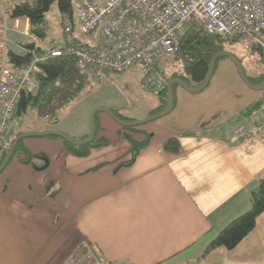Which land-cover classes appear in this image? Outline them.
I'll use <instances>...</instances> for the list:
<instances>
[{
	"label": "crops",
	"instance_id": "1",
	"mask_svg": "<svg viewBox=\"0 0 264 264\" xmlns=\"http://www.w3.org/2000/svg\"><path fill=\"white\" fill-rule=\"evenodd\" d=\"M254 64L243 63L252 84L264 75ZM173 97L167 116L125 134L143 145L137 152L120 135L84 158L59 143L43 169L17 153L0 174V264H71L78 246L96 264H264V212L234 249L206 252L264 179V142L230 141L238 125L263 119L264 91L222 59L204 91L176 87ZM169 138L177 153L164 150Z\"/></svg>",
	"mask_w": 264,
	"mask_h": 264
},
{
	"label": "built area",
	"instance_id": "2",
	"mask_svg": "<svg viewBox=\"0 0 264 264\" xmlns=\"http://www.w3.org/2000/svg\"><path fill=\"white\" fill-rule=\"evenodd\" d=\"M73 25H65L66 53L74 57L77 69L93 81L105 83L118 74L142 65L148 72L147 86L161 90L154 73L157 59L171 57L180 49L179 31L193 24L202 32L230 42L253 41L264 56L260 39L264 33V0H72ZM98 33L94 46L72 36ZM61 49L47 50L60 57ZM47 56H35L28 65L0 64V144L22 96L35 97L39 86L34 77ZM264 58V57H263ZM264 142V117L258 123L238 125L230 135L235 143Z\"/></svg>",
	"mask_w": 264,
	"mask_h": 264
},
{
	"label": "rangeland",
	"instance_id": "3",
	"mask_svg": "<svg viewBox=\"0 0 264 264\" xmlns=\"http://www.w3.org/2000/svg\"><path fill=\"white\" fill-rule=\"evenodd\" d=\"M33 1L0 0V60H4L7 51L10 49L14 52H22L23 48L20 45L34 43L37 47L41 46L45 52L50 45L60 47L66 42L65 20H63V15L59 12L57 0L52 2L49 11L46 13V36L43 43L30 34L29 23L26 19H12L10 17V12L15 5ZM73 21L75 23V19ZM188 28L189 25H185L179 31V36L185 33ZM72 36L80 43L90 46L96 45L99 39L98 33L83 36L77 30H74ZM260 39L264 45V33ZM225 51L241 61L244 72L245 64L243 66V63L248 59L255 63L253 66L256 67L257 72L264 71V56L253 41L237 39L226 42ZM178 59H180L179 56L176 58L165 57L155 61L154 73L156 78L162 83V87L166 85V79L172 75H184L182 64L179 63ZM147 76L148 72L143 66L137 65L123 73L111 74L109 80L105 83L93 81L89 77L86 79V85L75 98L62 109L55 111L53 115H45L41 112V105L46 94L44 92L38 102L31 103L26 111L21 114L15 112L14 116L9 120L0 144V155L9 150L13 140L20 134L54 131L65 134L73 141H82L90 132V117L95 109L103 108L112 112L115 111L128 122L142 121L159 114L160 112L156 110L162 104L161 97L155 87L149 88L147 86ZM150 109L152 114L147 116L146 112L150 111ZM94 122L96 127L95 140L106 139L109 143L117 140L120 135L122 137L125 134L131 135L138 127L151 126L153 123L149 122L136 127H123L104 112L96 113ZM82 134L86 136L83 137ZM23 142L46 144V149L41 152L44 158L33 159V162H37L40 168H44L46 163L52 160L53 152L57 151L59 143L64 145L62 139L54 136L25 138ZM30 153L34 154L33 151ZM76 250L77 252H74L73 263L71 264H96L93 250L86 256L80 246L76 247Z\"/></svg>",
	"mask_w": 264,
	"mask_h": 264
},
{
	"label": "trees",
	"instance_id": "4",
	"mask_svg": "<svg viewBox=\"0 0 264 264\" xmlns=\"http://www.w3.org/2000/svg\"><path fill=\"white\" fill-rule=\"evenodd\" d=\"M53 1L54 0H34L33 2L17 4L11 10L10 17L12 19H26L29 23L30 34L34 36L35 39L40 40L39 42L43 43L46 36V13L49 11ZM89 1L93 3L96 0ZM57 6L59 12L63 15L65 25L68 23L73 25L72 0H57ZM179 39L180 49L170 58L180 57L178 61L182 64V72L184 75L174 74L166 79L165 83L170 79L177 78L190 86H198L206 76L212 57L218 53L226 52V41L221 40L217 36H211L202 32L193 24L189 25L188 30L180 35ZM69 45L70 43H67L66 39L63 46L54 47L50 45L46 48L45 52L42 50L41 46L36 47L34 43L22 45L23 51L21 53H16L12 50L7 51V61L9 65L15 68L28 65L35 56H47L49 47L61 49L63 52L60 57L47 56V60L39 64V71L34 77L39 86V94L35 97L22 96L15 110L17 114L25 112L31 103L38 102L41 95L46 92L44 102L41 105V112L45 115H53L55 111L66 106L84 88L86 79L90 76L87 73L79 71L74 57L66 53V48L69 47ZM220 60L221 59L217 60L215 65ZM260 81H264V75L261 77ZM174 88H176V86H174L173 89ZM159 96L161 97L162 104L158 112H162L167 99L165 86L161 88ZM256 106L257 105H255V107ZM113 113L118 119L128 122L115 111ZM125 138L132 143L133 152H137L139 146H143L142 144L137 145L127 135ZM22 142L23 140L18 142L10 160L19 152L20 155L22 154L24 156L23 161L26 164H31L34 158H44L42 154H30V152L23 148ZM107 145L108 143L104 139L95 140V138L90 144L82 146H73L64 141V153L76 158H84L93 151L106 147ZM163 148L169 153H177L180 149L178 139H167ZM6 153L7 150L0 155V164ZM46 166L47 163L45 167ZM249 200L250 208L226 225L210 242L206 252L217 248H224L227 250L234 249L243 238L254 229L257 218L264 212V179L258 181L257 185L250 190Z\"/></svg>",
	"mask_w": 264,
	"mask_h": 264
},
{
	"label": "water",
	"instance_id": "5",
	"mask_svg": "<svg viewBox=\"0 0 264 264\" xmlns=\"http://www.w3.org/2000/svg\"><path fill=\"white\" fill-rule=\"evenodd\" d=\"M222 58L229 60L234 65V67L236 68V71L238 73V76L240 77V79L244 83V85H246L248 88H250L254 91H258V92L264 91V81L260 82L259 84H252L248 80V78L245 76L243 67L241 66V62L237 59V57H235L234 55H232L228 52H221V53H218L212 57V59L209 63L208 69H207L206 76H205L204 80L198 86H195V87L190 86L189 84H187V83H185V82H183L177 78L176 79H170L165 85V90H166V94H167L165 107H164L162 112H160L159 114H157L153 117H149L145 120L138 121V122H125V121L118 119L116 117V115L111 110L99 108V109H95L92 112L91 117H90V132H89L88 136L82 141H73L69 137H67L65 134L60 133V132H54V131H43V132H37V133H26V134L18 135L13 140V142L11 143L9 150L7 151L4 159L2 160V162L0 164V174L8 165V162L10 161V158H11L13 151H14L15 147L17 146L18 142L25 139V138L54 136V137H59L63 141H65L68 144L73 145V146H82V145L90 144L94 140V137H95L96 127H95L94 117H95L96 113H98V112L106 113L116 123H118L119 125H121L123 127L141 126V125H144L146 123L153 122V121L159 120V119L167 116L173 109V101H174L173 87L174 86L180 87V88L184 89L185 91H187L191 94L201 93L202 91H204L207 88V86L211 80L216 61L219 59H222Z\"/></svg>",
	"mask_w": 264,
	"mask_h": 264
}]
</instances>
